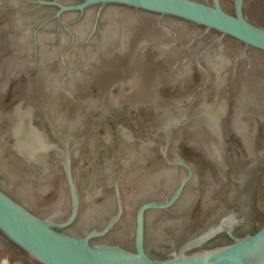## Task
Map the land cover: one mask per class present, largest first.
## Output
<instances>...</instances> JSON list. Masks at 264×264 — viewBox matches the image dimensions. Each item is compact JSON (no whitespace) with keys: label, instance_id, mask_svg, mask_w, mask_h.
<instances>
[{"label":"flooded vegetation","instance_id":"obj_1","mask_svg":"<svg viewBox=\"0 0 264 264\" xmlns=\"http://www.w3.org/2000/svg\"><path fill=\"white\" fill-rule=\"evenodd\" d=\"M54 1L79 3L0 0L8 159L0 168L25 169L10 159L13 137L2 138L18 115L40 167L52 170L62 151L55 140L68 142L93 226L115 202L116 179L131 201L169 198L186 173L180 159L190 182L169 212L146 216L170 222L161 249L230 214L243 219L234 234L256 230L264 222V54L175 18L116 4L57 15ZM30 93L44 97L39 113L28 111ZM229 241L220 234L210 244Z\"/></svg>","mask_w":264,"mask_h":264},{"label":"water","instance_id":"obj_2","mask_svg":"<svg viewBox=\"0 0 264 264\" xmlns=\"http://www.w3.org/2000/svg\"><path fill=\"white\" fill-rule=\"evenodd\" d=\"M77 1L73 6L56 1L52 4L59 7L57 15L91 6L123 5L194 24L264 54V0ZM27 99L35 106L28 111L39 113L44 97L30 93ZM48 106L49 110L56 109L54 103ZM2 138H12L10 147L14 153L10 159L25 165V169L10 164L0 168V264H264V222L249 233L234 234L243 219L232 214L171 243L170 249H161V230L170 222H156L146 216L150 211L169 212L190 182L191 169L180 159L178 164L186 173H182L169 198L131 201L127 195H120L116 179L115 202L93 226L88 193L76 182L66 140H55L62 151L55 167L48 170L39 166L37 147L24 138L20 116L9 120ZM5 161L8 159L0 151V165ZM42 199L50 202L46 210L37 209ZM220 234H226L230 241L210 244ZM153 250L157 255L151 254Z\"/></svg>","mask_w":264,"mask_h":264}]
</instances>
